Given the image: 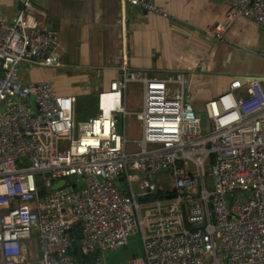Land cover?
<instances>
[{
  "label": "built area",
  "instance_id": "1",
  "mask_svg": "<svg viewBox=\"0 0 264 264\" xmlns=\"http://www.w3.org/2000/svg\"><path fill=\"white\" fill-rule=\"evenodd\" d=\"M15 1L10 21L0 4V264H76L69 251L78 234L85 256L125 247L138 235L142 256L127 264H264L259 81L247 78L239 96L243 82L234 78L205 102L209 130L203 132L185 74L157 78L130 69L124 49L116 75L98 94V114L78 121L74 95H59L48 81L22 82L19 70L27 61L60 64L54 36L42 25L45 12L34 0ZM118 1L123 15L127 6L164 15L157 0ZM224 2L227 23L206 27L209 38L221 41L239 17L264 27V0ZM130 85L140 88V111L125 107ZM129 122L138 125L140 138L127 139ZM128 142L136 151L127 152ZM162 171H169L172 191L140 202L162 190L151 182ZM61 180L66 184L52 190ZM32 233L39 250L34 259L24 245Z\"/></svg>",
  "mask_w": 264,
  "mask_h": 264
},
{
  "label": "crops",
  "instance_id": "2",
  "mask_svg": "<svg viewBox=\"0 0 264 264\" xmlns=\"http://www.w3.org/2000/svg\"><path fill=\"white\" fill-rule=\"evenodd\" d=\"M0 4L10 21L17 2L0 0ZM34 4L46 14L42 25L54 36L52 52L60 65L27 61L19 70L23 83L48 81L59 95L77 98L99 94L116 75L115 62L125 49L130 69L146 70L157 78L184 73L197 114L204 113L205 102L227 90L234 78L243 82L239 96L245 95L247 78L257 79L264 90L263 26L239 17L221 41L204 33L208 26L227 23L224 0H157L164 15L131 6L123 15L118 0H34ZM77 105L76 120L95 116ZM24 245L27 257L39 256L35 237Z\"/></svg>",
  "mask_w": 264,
  "mask_h": 264
},
{
  "label": "rangeland",
  "instance_id": "3",
  "mask_svg": "<svg viewBox=\"0 0 264 264\" xmlns=\"http://www.w3.org/2000/svg\"><path fill=\"white\" fill-rule=\"evenodd\" d=\"M103 81L105 83V79H103ZM103 81H102V84H104ZM79 102H82L80 104L79 109L86 110L88 114L90 113H92V115L98 114L99 112L97 108L98 94H96L95 96L89 99H87V97H80L78 99V105H79ZM125 107L128 111H140L141 110V92H140L139 87L135 85L129 86L128 91L126 93V97H125ZM196 115L200 117V119L202 120V123H203L202 131L207 132L209 129H208V123H207L205 113H201V114L196 113ZM121 127H122V121L119 118L118 132H121ZM126 130H127L126 137L129 141H133V140L140 138V129L138 125H136L135 122H129L128 124H126ZM136 149L137 147L134 144V142H128L127 152H133V151H136ZM205 170H206V188L208 191L211 192L214 190V184H213V177L211 174L210 165H206ZM69 181H75V179L70 178ZM151 182L157 186H160L162 190L166 192L172 191V179L170 177L169 171H162L158 173L156 176H154ZM81 185H82V181L78 180V186H81ZM134 189L136 192H139V188L137 184H134ZM230 200L231 198L228 197V202H230ZM32 237H35V233H32ZM134 255H137L139 257L142 256V245H141L140 237L138 235L130 236L128 239V243L125 245V247H120L115 250H110V251L100 253V261H101L100 264H127L132 258H134L133 257ZM72 257L74 260V256Z\"/></svg>",
  "mask_w": 264,
  "mask_h": 264
},
{
  "label": "water",
  "instance_id": "4",
  "mask_svg": "<svg viewBox=\"0 0 264 264\" xmlns=\"http://www.w3.org/2000/svg\"><path fill=\"white\" fill-rule=\"evenodd\" d=\"M126 35L128 36V32H126ZM20 68H23V66H21ZM65 184H66L65 180L58 181L52 186V190H57L63 187ZM72 187H75V184H72ZM80 246H81V240H80V234H78L73 249L69 251L72 256L78 258L76 264H97L98 261L100 260V254L93 253L91 255L85 256L79 251Z\"/></svg>",
  "mask_w": 264,
  "mask_h": 264
},
{
  "label": "trees",
  "instance_id": "5",
  "mask_svg": "<svg viewBox=\"0 0 264 264\" xmlns=\"http://www.w3.org/2000/svg\"><path fill=\"white\" fill-rule=\"evenodd\" d=\"M95 95L96 94H91V95L83 96V97H87V99H89V98H91V97H93ZM79 98L80 97H78V98L76 97V104H78V99ZM87 102H89V101H87ZM81 103L82 102H79V105L78 106H80ZM89 103H91V102H89ZM84 111H86V110H84ZM75 115H77V114L75 113ZM41 193H44V191H42ZM166 195H167V193L163 192V190H161V189H158L153 194H150V195H148V196H146L144 198H140V202H150V201H154L156 199H160V198L166 197ZM133 257L136 258V257H139V256L134 255ZM74 261L77 262L78 261V258L77 257H74Z\"/></svg>",
  "mask_w": 264,
  "mask_h": 264
}]
</instances>
